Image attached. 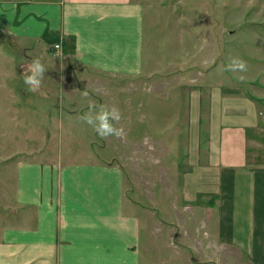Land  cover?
Wrapping results in <instances>:
<instances>
[{
	"label": "crops",
	"instance_id": "crops-1",
	"mask_svg": "<svg viewBox=\"0 0 264 264\" xmlns=\"http://www.w3.org/2000/svg\"><path fill=\"white\" fill-rule=\"evenodd\" d=\"M146 9L142 0H0V26L30 62L61 43L57 81L74 96L82 91L73 81L92 86L95 73L123 78L149 67L158 71L157 62H147ZM205 85V94L182 88L188 140L176 220H158L157 232L148 233L140 197L128 196L129 190L142 194V187L129 189L124 163L99 166L121 173L118 220L110 216V186L64 185L62 172L41 164L38 183H31L30 174L19 179L11 209L19 222L0 227V264H162L171 256L181 264H222L224 252L236 264H264V164L250 157L263 130V106L256 101L261 96ZM149 153L150 165L160 164L152 147ZM173 164L165 168L174 170Z\"/></svg>",
	"mask_w": 264,
	"mask_h": 264
},
{
	"label": "rangeland",
	"instance_id": "rangeland-1",
	"mask_svg": "<svg viewBox=\"0 0 264 264\" xmlns=\"http://www.w3.org/2000/svg\"><path fill=\"white\" fill-rule=\"evenodd\" d=\"M142 1L147 8V62H157L158 71L156 66L149 67L140 76L123 78L95 73L92 86L74 80V89L87 90V98L81 92L70 96L61 90L57 81L60 57L50 49L42 55L38 52L52 72V78L43 81L47 95L28 91L23 75L30 61L17 48L18 41L9 39L0 26V227L19 222L11 211L16 206L19 179L23 182L30 174L31 183H38L41 164L47 171L54 165L62 172L64 185L110 186V216L118 220L121 173L99 167L108 160L124 163L121 170L129 189L142 187V194L128 189V196L140 197L144 227L156 233L158 220H176L173 207L183 205L180 195L188 140L184 89L205 94V84L208 88L213 84L238 87L241 95H260L253 99L262 104L264 112V0ZM234 56L247 62V72L225 71ZM172 78L175 85L167 84ZM90 103L120 110L121 138L101 139L80 120ZM262 126L250 150L251 159L260 164H264V122ZM151 147L160 164L150 165L154 161ZM138 148L142 151L137 153ZM175 162L179 169L177 164L174 170L165 168ZM50 179L46 174L45 183ZM174 188L178 189L175 194ZM162 234L169 240L167 229ZM224 253L222 264H236L229 252ZM168 259L162 264H181L177 257Z\"/></svg>",
	"mask_w": 264,
	"mask_h": 264
},
{
	"label": "clouds",
	"instance_id": "clouds-1",
	"mask_svg": "<svg viewBox=\"0 0 264 264\" xmlns=\"http://www.w3.org/2000/svg\"><path fill=\"white\" fill-rule=\"evenodd\" d=\"M46 71L47 68L42 63L41 57H33L27 72L23 75V82L27 86L28 91L39 93L43 96L47 95L43 88ZM225 71L245 73L248 71V65L246 61L239 57H230L229 62L225 66ZM239 79L243 81L244 77L241 76ZM82 95L87 98L89 93L85 90ZM121 119V112L116 106L109 107L106 104L96 103H90L89 111L80 116V120L90 126L101 139H108L109 137L121 138L124 129L117 126Z\"/></svg>",
	"mask_w": 264,
	"mask_h": 264
},
{
	"label": "built area",
	"instance_id": "built-area-1",
	"mask_svg": "<svg viewBox=\"0 0 264 264\" xmlns=\"http://www.w3.org/2000/svg\"><path fill=\"white\" fill-rule=\"evenodd\" d=\"M54 46H58V47H54ZM51 49L55 52L56 55H60L61 52H62V45H61V43H55V44L52 46Z\"/></svg>",
	"mask_w": 264,
	"mask_h": 264
},
{
	"label": "trees",
	"instance_id": "trees-1",
	"mask_svg": "<svg viewBox=\"0 0 264 264\" xmlns=\"http://www.w3.org/2000/svg\"><path fill=\"white\" fill-rule=\"evenodd\" d=\"M233 91V92H236L237 90H235V89H228V90H225V91Z\"/></svg>",
	"mask_w": 264,
	"mask_h": 264
}]
</instances>
